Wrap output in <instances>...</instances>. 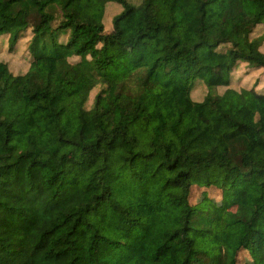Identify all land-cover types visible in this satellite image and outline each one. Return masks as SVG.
<instances>
[{
	"label": "trees",
	"instance_id": "trees-1",
	"mask_svg": "<svg viewBox=\"0 0 264 264\" xmlns=\"http://www.w3.org/2000/svg\"><path fill=\"white\" fill-rule=\"evenodd\" d=\"M262 28L264 0H0V264H264Z\"/></svg>",
	"mask_w": 264,
	"mask_h": 264
},
{
	"label": "rangeland",
	"instance_id": "rangeland-1",
	"mask_svg": "<svg viewBox=\"0 0 264 264\" xmlns=\"http://www.w3.org/2000/svg\"><path fill=\"white\" fill-rule=\"evenodd\" d=\"M112 6L116 7V5L114 3H112ZM125 28H126V33L130 34V32L133 31V29H134L133 21L128 22L126 24ZM262 30H264V28H262ZM244 71H245V69L240 68L236 72V74H234L232 76V79L235 82L240 83L239 78L244 77ZM222 78H223V81L226 80V76H223ZM196 88H197L196 91L195 92L193 91V93H192L193 99L201 100L203 97V94H204L203 83H199V85L196 86ZM180 105L183 109H187L189 107L188 100L186 99L185 96H180ZM88 106L90 107V105H88ZM89 124L91 125V121L89 122ZM219 131H220L219 125L215 122V120H213V118L208 117L202 123H200L198 126H196L194 128V130L191 132L190 136L195 137V136L199 135L202 137H212V136L218 134ZM203 197L212 199V198H214V193H212V192H205V193L194 192L193 202L196 203L200 199H202ZM247 261H250V258L246 256V258L244 259V263H246Z\"/></svg>",
	"mask_w": 264,
	"mask_h": 264
}]
</instances>
